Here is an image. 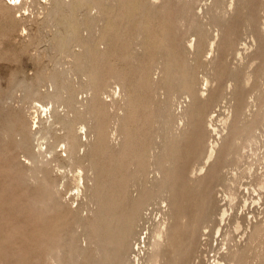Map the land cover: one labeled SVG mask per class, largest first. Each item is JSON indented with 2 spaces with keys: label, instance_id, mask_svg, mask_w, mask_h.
<instances>
[{
  "label": "rangeland",
  "instance_id": "374dc122",
  "mask_svg": "<svg viewBox=\"0 0 264 264\" xmlns=\"http://www.w3.org/2000/svg\"><path fill=\"white\" fill-rule=\"evenodd\" d=\"M262 22L264 0L0 4V264H55L57 245L65 264H120L126 243L148 264L155 228L194 218L188 258L170 234L160 264H264ZM35 116L36 181L17 147Z\"/></svg>",
  "mask_w": 264,
  "mask_h": 264
},
{
  "label": "bare ground",
  "instance_id": "6f19581e",
  "mask_svg": "<svg viewBox=\"0 0 264 264\" xmlns=\"http://www.w3.org/2000/svg\"><path fill=\"white\" fill-rule=\"evenodd\" d=\"M23 0H18V2H13V0H0V4L4 5V6H8V7H17L20 3H22ZM262 31L264 29V23L262 22V26H259ZM184 89V88H183ZM206 89V88H205ZM48 96L50 97H55L56 93L53 92V93H48L47 94ZM56 98V97H55ZM54 99V98H53ZM174 100V99H173ZM35 102V101H34ZM38 105L39 107H45L46 109V106L45 104H42L40 102H38ZM49 108V107H48ZM242 108V107H241ZM260 109V108H259ZM261 110V109H260ZM56 109L54 107H51L49 112H55ZM258 111V110H257ZM257 113V116L256 118H258V123H261L263 120H264V110L263 111H258L256 112ZM37 114V113H36ZM50 114V113H49ZM31 116V115H30ZM33 116V115H32ZM20 119V118H19ZM49 119V118H48ZM30 121L26 120L24 121L23 124H20V130L17 132V135L18 136V144H17V147L19 148V158L20 156L24 157V162H21V160L18 159V164L20 166H22L23 168H25L26 170V173L23 175V177H34V181L38 180L37 176H33L32 174V171L33 169H35V166H39L41 163H46L48 164V161H43V158H44V154H45V149L46 147H42L44 143H46V139L50 138V133L48 131V129L46 127L42 128V127H39L37 126L36 127V124L38 125V122H39V117L38 116H35V117H32L31 119H29ZM21 121V119H20ZM257 123V122H256ZM263 123V122H262ZM261 123V124H262ZM241 124V123H240ZM205 126V125H204ZM37 132H40L42 133V135L40 136L41 138V141L40 139L36 138V133ZM254 138V137H252ZM61 141L62 142H66V146H67V141L70 140V138L67 136V135H62L61 137ZM234 139V138H233ZM249 139V138H248ZM251 139V138H250ZM43 140V141H42ZM45 140V141H44ZM254 140V139H253ZM252 140V141H253ZM49 141V140H48ZM239 141V140H238ZM247 141V140H246ZM251 141V140H250ZM251 141V142H252ZM249 142V141H248ZM254 142V141H253ZM252 142V143H253ZM70 143V142H69ZM250 143V142H249ZM49 150L48 153H53L52 154V157L56 156L57 155V152H56V147H55V144H54V141L51 140L49 143ZM72 144V143H71ZM73 145V144H72ZM70 146L69 145V148L67 146L68 149H64L65 151L67 150L69 155L71 156L73 152H75L76 148H74V145L73 146ZM77 147V146H76ZM15 149V148H14ZM83 149V148H81ZM63 150V151H64ZM204 151V148L202 149ZM213 149L210 148L209 151L206 153L203 154L205 155V162L209 161L212 157H213ZM9 152V151H7ZM72 152V153H71ZM76 152L78 153V150H76ZM10 154V153H9ZM8 154V155H9ZM15 154V153H14ZM13 154V156H14ZM12 155V154H11ZM10 155V156H11ZM68 155V157H69ZM70 158V157H69ZM68 158V159H69ZM11 159V158H10ZM49 159H51V157H49ZM72 161V160H70ZM8 163V162H7ZM11 164V163H10ZM205 164V163H204ZM213 164V162L211 163V165ZM206 165V164H205ZM210 165V166H211ZM57 166V165H56ZM182 167V166H181ZM204 166H202L201 168H203ZM77 168V167H76ZM183 168V167H182ZM201 168H199L201 170ZM210 168V167H209ZM60 169V168H58ZM61 170V169H60ZM195 169H191V172H193ZM58 171V170H57ZM69 171V170H68ZM79 171V170H77ZM39 172V171H38ZM70 172V171H69ZM80 172V171H79ZM78 174V173H77ZM208 174V170H207V173H205L203 176H200V177H197L195 179H198V180H201V179H204ZM79 175V174H78ZM77 175V176H78ZM43 176V175H42ZM76 176V175H75ZM82 176V175H81ZM150 176V175H149ZM180 178V177H179ZM82 180V179H81ZM194 180V179H193ZM206 183V182H205ZM204 184V182H203ZM200 187V186H199ZM202 190V189H201ZM191 191V188L189 190V192ZM192 192V191H191ZM203 192V191H202ZM194 193V192H192ZM204 194H205V190H204ZM206 197V195H205ZM168 199V198H167ZM35 201L37 203L40 202V199L39 198H35ZM207 205V204H206ZM179 211V210H178ZM183 218V217H182ZM185 219V218H184ZM198 218H194L193 220H189V223L188 221H184L183 219V222L179 221V224L176 223V224H172V226L170 227H164L163 229H156V235L158 239H156L151 245H152V249H151V253L148 257V264H160V255H161V252H162V248L164 245H162L163 243L165 244V242L163 240H166V238H168V236L171 234V236L174 234L175 236L172 238H177L175 241L173 239V243H172V252L174 253V256L176 258V260H178L177 258H183V256H187L186 258H188V253H191V249H192V245H194V243L197 241V235L200 233L201 229L204 227V222L201 224H195V221H197ZM203 220V219H202ZM199 223V221H198ZM162 228V227H161ZM154 229V231H155ZM158 229V230H157ZM172 229V230H171ZM172 231V232H171ZM183 232L186 233V237L185 240H182L180 238H182V234ZM255 233V232H253ZM259 234V232H258ZM163 238V240H162ZM183 238V239H184ZM254 238V237H253ZM257 239V238H256ZM163 242H162V241ZM83 242V241H82ZM130 243V242H129ZM170 244V242L168 243V245ZM196 245V244H195ZM134 246V245H133ZM132 246V250L135 251V248ZM118 248H119V254H122V257L120 259V264H127V258H126V254H127V250H128V244H119L118 245ZM139 249V243L136 244V250ZM63 249L60 245H57L55 246L54 248H50L46 251V254L45 256L47 258H52V260H54L55 264H65V261H64V253H63ZM236 254V253H235ZM191 255V254H190ZM234 255V254H233ZM240 256V255H239ZM191 257V256H190ZM173 258V259H175ZM185 258V257H184ZM185 258V259H186ZM183 259V261L185 260ZM243 259V258H242ZM180 260V259H179ZM234 260V259H233ZM186 261V260H185ZM184 261V264H186V262ZM190 261V260H189ZM175 262V260L173 261ZM172 262V263H173ZM177 262V261H176ZM178 263V262H177ZM189 263V262H188ZM174 264V263H173ZM179 264V263H178Z\"/></svg>",
  "mask_w": 264,
  "mask_h": 264
},
{
  "label": "snow or ice",
  "instance_id": "6c2138e0",
  "mask_svg": "<svg viewBox=\"0 0 264 264\" xmlns=\"http://www.w3.org/2000/svg\"><path fill=\"white\" fill-rule=\"evenodd\" d=\"M13 2H18V0H13Z\"/></svg>",
  "mask_w": 264,
  "mask_h": 264
}]
</instances>
